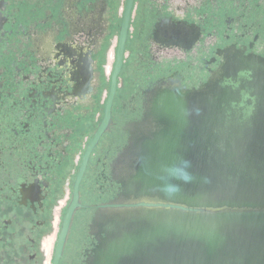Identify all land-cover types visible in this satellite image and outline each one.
I'll list each match as a JSON object with an SVG mask.
<instances>
[{
    "label": "flooded vegetation",
    "instance_id": "af4514ba",
    "mask_svg": "<svg viewBox=\"0 0 264 264\" xmlns=\"http://www.w3.org/2000/svg\"><path fill=\"white\" fill-rule=\"evenodd\" d=\"M126 1L0 0V264H96L151 198L138 180L170 129L160 102L236 55L264 63V0H133L91 145ZM246 112L264 131V108Z\"/></svg>",
    "mask_w": 264,
    "mask_h": 264
},
{
    "label": "water",
    "instance_id": "95a60500",
    "mask_svg": "<svg viewBox=\"0 0 264 264\" xmlns=\"http://www.w3.org/2000/svg\"><path fill=\"white\" fill-rule=\"evenodd\" d=\"M132 3L91 145L110 122ZM221 71L204 91L160 102L170 129L145 150L138 180L140 196L151 198L139 204L146 210L137 225L100 244L96 264H264V131L246 120L247 110L264 108V63L236 55Z\"/></svg>",
    "mask_w": 264,
    "mask_h": 264
}]
</instances>
